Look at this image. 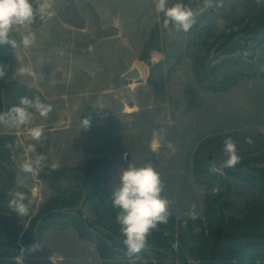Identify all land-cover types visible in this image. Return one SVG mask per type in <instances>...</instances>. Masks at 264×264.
Listing matches in <instances>:
<instances>
[{
    "label": "rangeland",
    "instance_id": "1",
    "mask_svg": "<svg viewBox=\"0 0 264 264\" xmlns=\"http://www.w3.org/2000/svg\"><path fill=\"white\" fill-rule=\"evenodd\" d=\"M156 2L55 0L54 17L12 33L19 41L34 32L30 48L0 47L15 57L16 72L30 66L36 73L16 75L12 89L0 93L3 111L17 93L53 105L46 119L34 120L44 130L40 141L27 128L0 125V264H16L22 251L23 264H52V256L55 264H108L96 244L68 224H53L39 235V221L31 232L39 238L29 244L25 232L60 185L77 194L64 200L75 205L58 211L81 209L100 219L95 187L108 178L113 191L129 163L154 165L179 221L164 234L152 231L138 256H120L125 263L200 264L197 250L206 237L211 248L238 249L244 241H226L224 230L241 232L252 218L262 222L264 0H212L211 6L183 0L196 22L171 35L161 27ZM225 137L235 141L240 157L232 168L222 166ZM28 144L44 157L36 175L20 169ZM13 191L25 194L27 216L8 208ZM100 225L122 243L116 221ZM241 264L264 263L254 258Z\"/></svg>",
    "mask_w": 264,
    "mask_h": 264
},
{
    "label": "clouds",
    "instance_id": "2",
    "mask_svg": "<svg viewBox=\"0 0 264 264\" xmlns=\"http://www.w3.org/2000/svg\"><path fill=\"white\" fill-rule=\"evenodd\" d=\"M55 0H0V47L17 49L21 46L30 48L36 41V34L31 31L24 32L19 41L12 33L21 28H29L37 20L46 21L55 15ZM206 6H211L212 0H205ZM156 11L162 14L161 27L169 35L173 32H187L195 24V16L191 8L183 0H175L169 5V0H157ZM5 65L0 64V78L5 76ZM15 75H29L36 77L30 66L21 67ZM53 110V105L46 104L37 96L35 98L21 97L18 104L7 111H0V125L9 128H27L32 140L40 141L43 128L34 124L37 116L47 118ZM82 127H90V120L81 121ZM251 143V140L248 141ZM6 148L13 145L7 143ZM223 151L226 159L223 167L232 168L240 162L237 155L235 141L225 137ZM127 155V154H126ZM44 157L36 152L33 144H28L24 152L20 169L27 174H38ZM119 186L111 193L112 206L116 209V222L120 226L123 244L126 246L129 257L138 256L147 247V240L152 231L160 224H167L170 217L171 200L162 195L164 185L160 174L152 163L137 167L129 163L126 169H121ZM36 193H33L35 196ZM8 208L18 216H27L29 206L25 203V194L20 191L10 193ZM194 208V206H193ZM192 219L196 218L194 211L189 213ZM32 250H35L33 246ZM55 264L54 256L50 257ZM23 251L15 258L16 264H23Z\"/></svg>",
    "mask_w": 264,
    "mask_h": 264
},
{
    "label": "trees",
    "instance_id": "3",
    "mask_svg": "<svg viewBox=\"0 0 264 264\" xmlns=\"http://www.w3.org/2000/svg\"><path fill=\"white\" fill-rule=\"evenodd\" d=\"M260 27L261 29H264V22L260 24ZM0 63H3V65L6 66V74L3 77V81L0 82L1 93L4 90H11L13 85L16 84L17 76L15 73L17 61L15 57L0 52ZM21 88H23V85H20V91H22ZM21 97H24V95L17 93L11 107L18 104ZM3 110L4 107L0 102V111ZM99 162V160L92 161L93 165H96V163ZM43 177L46 178L45 175H43ZM57 191L59 193L47 201L41 207L40 211L32 218L30 226L25 232V237L31 234V239L25 243L29 244L31 241L39 238V235L49 229L53 224H68L74 227L83 239L93 241L96 244L101 257L105 259L108 264H129L125 263L123 259H120V256L129 258L126 246L123 242L120 243L119 239L111 233L110 230L113 229H105L104 226L102 227L100 225L104 221L115 223L118 211V209L112 206V191L108 178L105 180L104 185L99 183L92 194L96 213L101 217L98 220L87 218L81 209H78L77 211H67L66 213L58 211L59 208H67L76 204L65 203L64 200L66 195H76L77 191L74 187H64L61 185L57 186ZM39 221H41L39 225L40 234L35 236L31 232ZM178 221L179 219H177L175 215L170 214L168 223L160 224L156 230H163L160 233L164 234V229L172 228ZM249 221V228L241 232L238 229L224 230L223 234L226 237V241H232L234 238H239L241 241H244L238 249L231 250L226 245H220V249L211 248L210 238L206 237L197 250L200 264H216V259L218 257H222L225 260H232L233 262H237L236 264H241L246 260L254 258H257L264 263V218L261 220L262 222H260L258 218H252Z\"/></svg>",
    "mask_w": 264,
    "mask_h": 264
}]
</instances>
